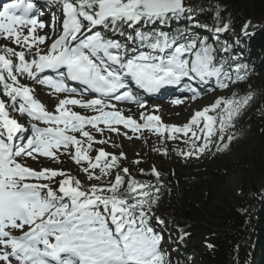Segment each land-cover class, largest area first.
Here are the masks:
<instances>
[{
    "label": "snow or ice",
    "instance_id": "1",
    "mask_svg": "<svg viewBox=\"0 0 264 264\" xmlns=\"http://www.w3.org/2000/svg\"><path fill=\"white\" fill-rule=\"evenodd\" d=\"M48 3L63 13L55 39L38 32L47 27L41 19L44 11L40 0H11L0 10V38L21 49L0 45V89L8 98L7 102L0 99V261L169 264L161 246L164 238L152 226L149 215L157 201L151 183L137 181L124 168L121 170L124 176L117 172L114 180L85 188L80 180L63 171L47 168L36 171L21 164L18 158L35 159L39 155L58 159L57 153L63 149L76 163H87L81 170L89 180L99 181L111 169L118 168L124 154L117 157L100 148L93 159L89 155L92 145L108 141L95 140L86 127L99 133L105 129L118 132L115 125H123L134 133L154 130L161 138L166 131L169 140L182 134L188 150L179 154L185 157L199 158L213 143L217 151H223L228 147L223 143L225 133L252 98L251 92L239 98L235 93L229 98L218 97L213 104L195 111L183 126L162 125L159 116L145 112L140 113L143 120L140 124L131 116L125 117L112 101L134 102L145 108L132 94L133 86L149 94L178 88L181 93H191V99L195 100L200 92L191 82L206 83L215 78L219 88H227L229 82L245 79L240 75L244 66L234 69L233 80L227 70L230 65L223 58L216 59V49L206 38L196 40L188 33L142 29V25L165 24L192 13L193 9L186 7L183 0H48ZM55 19L53 16V32L57 27ZM228 28L229 24L224 23L214 31L221 33ZM247 28L246 24L245 35ZM48 40L50 45L46 44ZM48 72L54 75H45ZM19 77L47 87L50 94H64L55 112L48 111L35 97V90L20 83ZM69 82L80 87H71ZM182 102L183 97L172 100L177 105ZM70 106L95 114L81 115ZM10 110L27 115L30 134L29 128L11 116ZM21 136L23 142L15 143ZM233 138L229 133L228 141ZM70 148L74 154L69 152ZM97 168L99 176L90 171ZM152 175L159 180L155 168ZM57 176L64 178L57 182ZM53 183H58V187L53 188ZM155 219L163 224L159 217ZM13 230L21 234L15 236Z\"/></svg>",
    "mask_w": 264,
    "mask_h": 264
},
{
    "label": "trees",
    "instance_id": "2",
    "mask_svg": "<svg viewBox=\"0 0 264 264\" xmlns=\"http://www.w3.org/2000/svg\"><path fill=\"white\" fill-rule=\"evenodd\" d=\"M183 3L193 12L165 24L142 25V29L154 28L171 34L191 31L197 40L206 38L216 49V59L228 62L227 70L234 80V69L244 66L240 72L245 79L234 83L230 97L233 93L237 98L253 94L245 118L237 123L242 146L247 151L236 162L224 166L212 164L204 170L198 181L207 190L200 203L193 202L182 186V182L192 178L170 164L153 167L159 173V180L152 175L153 168L145 170L138 166L134 170L125 156L119 159L118 168L111 171L124 176L121 170L127 168L132 178L153 185V195L166 194L160 228L167 234L174 257L181 264L193 263L198 247L203 249L208 264H264V0H183ZM189 15L193 18L188 19ZM224 23L229 24L228 30L215 33V27H223ZM246 24L247 35L244 34ZM239 54L242 58H232ZM243 81L247 84L242 85ZM213 140L218 142L216 137ZM179 150L180 147L167 150V158ZM163 152L159 150L160 154ZM212 152H217L215 143ZM238 170L242 176L237 194L229 197L222 189L221 199L215 201L216 190ZM124 178L126 184L128 177ZM172 230L177 231L178 241L170 235Z\"/></svg>",
    "mask_w": 264,
    "mask_h": 264
},
{
    "label": "rangeland",
    "instance_id": "3",
    "mask_svg": "<svg viewBox=\"0 0 264 264\" xmlns=\"http://www.w3.org/2000/svg\"><path fill=\"white\" fill-rule=\"evenodd\" d=\"M48 15L47 13L44 15V19L47 20V23L50 22L51 28H53V16H55V24H56V31L51 34L52 39L55 38L56 35L59 34V25L62 24L63 21V13L61 10L55 8L54 5L48 6ZM44 11V10H43ZM47 16V18H46ZM61 16V18L58 20L57 18ZM48 28V27H47ZM50 28V27H49ZM25 35L27 34V30H24ZM40 34V33H39ZM40 35H46L44 33H41ZM48 36V35H47ZM49 41V40H48ZM0 45H7L8 47H13L17 51L21 50L18 46L13 45L10 41H5L4 39L0 38ZM43 48V47H42ZM239 56V55H237ZM236 55H233L234 58H237ZM242 57V56H239ZM31 59V56L28 57ZM240 75H244L243 72H240ZM233 78V75H232ZM20 83L31 84V87H34L35 93L39 95H44L42 103L45 105L46 109L50 112H55V107L59 102V98H64V94H50L51 90H48L47 92H44L43 86L38 83H32L29 79H25L24 77H19ZM214 81L215 78H213ZM234 80V78H233ZM209 82V81H208ZM208 82H206L208 84ZM213 82V81H212ZM239 81H236L235 84H237ZM242 85H246L247 81L241 82ZM234 83L229 82L227 88H219L217 86V83H214L211 88H213V92L208 91V88L201 90L203 92L201 98L189 101L185 100V97H183V102L181 104H173V103H166V101L158 100V102L155 101V103H158V105L163 107V115H160V121L159 123L166 126H183L185 123H187L191 116L194 114L195 111L202 110L205 106H209L215 102V100L218 97H224L229 98L234 90ZM177 93V92H175ZM243 93L245 91L243 90ZM243 93L241 96H243ZM190 94V93H189ZM173 96V95H170ZM46 97V98H45ZM0 99H3L7 102L8 98L6 96H3L2 89H0ZM55 102V103H54ZM153 102V101H152ZM116 109L120 110L123 115L134 117L133 119L137 120L138 123L143 124V120L140 119V113H157V110H152L153 108L146 107L144 109H136V106H131L132 104H115ZM73 110L80 113L81 115L85 116H92L95 113L88 111L86 109L70 106ZM250 107V100L248 104L241 110V112L234 118L232 121V127L228 129V131L225 133L224 141L223 143H227L228 147L224 149L223 151H217L216 153L212 152V145L209 146V150H206L203 154L199 155V158L196 156H189L185 157L179 152L181 150L187 151L188 145H186L184 141V137L182 134H175L179 138L178 139H167L168 133L165 131L163 134V138L159 134H157L154 130L149 129H142L138 132H133L130 129H122L119 125H115L114 127H117L119 129L118 132H112L107 129L103 131V133L96 132L94 129H91L90 126L86 127V130L90 131L93 136L100 137V139H97V141L100 140H106L107 143H94L92 145V151L89 153V155L94 159L97 155V149L103 148L105 152L120 156L121 153L124 154L125 157H127L132 162V168L135 170L138 166L142 167L145 170H150L157 164L166 167L168 164L174 167L175 170H179L183 173H187L192 179H188V181L182 182L183 188L187 189L189 192V196L191 200L195 203H200L203 200V193L207 190L205 186H203L202 182L198 181V177L202 176L204 174V170L209 167L212 164H216L219 166H224L227 163L236 162L240 157L247 151L242 145V140L240 137V133L237 131V123L242 121L246 113ZM126 111V113L123 112ZM10 114L13 118L17 119L24 125L25 127H29V118L27 115H20L16 112H11ZM156 114V116H158ZM211 114V113H210ZM154 126L156 122H153ZM43 126V125H41ZM99 127L104 128L103 124H100ZM231 133L233 135V139L229 142L227 139L228 134ZM30 134V133H29ZM78 138L79 133H75ZM191 135V133H189ZM217 139V138H216ZM218 141V140H217ZM202 141H197V143H201ZM219 142V141H218ZM179 146L182 147L177 154L174 156H171L170 159L167 158L165 151L171 150L172 147ZM156 149V150H154ZM159 150H163L164 152L162 154L159 153ZM69 152L74 154V149H69ZM63 153V154H62ZM36 155V154H34ZM58 159L54 158H48L44 156L36 155V158L33 159L28 156H22L19 159V162L33 170L39 171L42 168L52 169V170H60L65 172L71 177H75L76 179L80 180L82 185L87 188L90 185L93 184H100L107 181H111L115 179L114 173L110 170L109 174L107 176H103L101 180L88 179V175L84 173L81 169L82 167H87L86 162H81L80 164L76 163L72 159V155L65 153L63 149H61V152L57 153ZM110 159V157H109ZM136 161H139V163H135ZM90 171H93L95 175L99 176L100 171L99 169H92ZM242 176L241 170H238L236 173L232 174L229 178V180L218 188L216 190V200H220L222 197V194L220 190H225L229 193V197L234 196L237 194L239 185H240V178ZM64 177L57 176L55 180L58 182L60 179H63ZM42 183H46L48 181H41ZM53 188L58 187V183H53L51 185ZM126 186V185H125ZM166 207V194L163 192L157 199L156 204L151 207V211L149 215L152 217V226L154 229L160 233L163 236L162 240V248L166 250H170L167 252V257L169 260V264H179L176 262L172 257L171 252V244L168 242L166 234L159 232L157 228V221L153 217L156 215L163 214V210ZM15 232V233H13ZM12 232L13 235L20 233L18 230H14ZM172 237L175 239H178V235L175 232V230L171 231ZM10 251V250H9ZM203 250L198 248V253L196 255V260L193 261L191 264H208L207 258L203 256ZM0 264H4V261H0ZM13 264H16V262L13 260Z\"/></svg>",
    "mask_w": 264,
    "mask_h": 264
},
{
    "label": "bare ground",
    "instance_id": "4",
    "mask_svg": "<svg viewBox=\"0 0 264 264\" xmlns=\"http://www.w3.org/2000/svg\"><path fill=\"white\" fill-rule=\"evenodd\" d=\"M2 1H4V0H2ZM44 0H40V2H43ZM45 2H48V0H45ZM5 3H3V2H1L0 1V6L2 7L3 5H4ZM41 5H42V3H40ZM46 14V12H44V15ZM43 15V16H44ZM42 16V17H43ZM41 17V18H42ZM44 18V17H43ZM44 21V23L47 25V27L45 28V29H43V30H38V32L41 34V33H44V34H46V36L48 35V36H51V34L52 33H54L53 32V28H51V24H50V22H48L47 23V20L46 19H44L43 20ZM50 27V28H49ZM60 31V30H59ZM55 39V38H54ZM50 43H51V40H49V41H46V44H49L50 45ZM41 47H44L43 45L41 46ZM25 79H27L26 77H24ZM31 81V80H30ZM27 85L30 87V88H32V89H34V87H31V84H29V83H27ZM42 90H44V92H47L48 90H50V89H48L47 87H45V86H43V89ZM171 92H168V94H170ZM34 94H35V97L39 100V101H43V99H41V98H44V95H37L35 92H34ZM170 95H173V93H171ZM46 98V97H45ZM85 98L87 99V98H90V97H87V96H85ZM60 99V98H59ZM145 102H147V101H145ZM55 103V102H54ZM146 107H149V108H153L152 110H157V112H158V114L157 113H151V114H153V115H158V116H160V115H163V107L162 106H160V105H158V103H155V101H151L150 103H145V108ZM136 109L138 110V109H144V108H140V107H138V106H136ZM73 110V109H72ZM75 111V110H74ZM123 112L124 113H126L127 114V112L126 111H124L123 110ZM123 114V113H122ZM125 116V115H124ZM125 117H129V115H127V116H125ZM132 118H134V117H132ZM137 121V120H136ZM138 122V121H137ZM95 137V140H97V139H100V137H97V136H94Z\"/></svg>",
    "mask_w": 264,
    "mask_h": 264
}]
</instances>
